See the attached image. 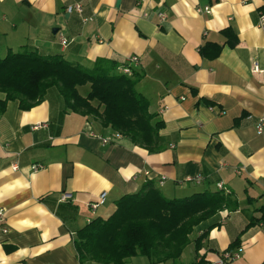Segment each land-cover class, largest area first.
Listing matches in <instances>:
<instances>
[{"label":"crops","instance_id":"0c3cea01","mask_svg":"<svg viewBox=\"0 0 264 264\" xmlns=\"http://www.w3.org/2000/svg\"><path fill=\"white\" fill-rule=\"evenodd\" d=\"M76 3L81 12H67ZM206 5L210 13L197 11ZM261 13L264 0H0V53L27 44L84 68L98 59L116 72L128 64L154 121L163 122L165 145L149 153L124 136L102 143L112 131L66 110L54 86L28 110L7 101L0 113V264H79L76 231L147 182L166 197L216 191L220 182L239 206L194 226L174 263L136 255L124 264H264ZM228 29L233 46L224 44ZM207 42L223 45L216 58L200 55ZM101 192L105 200L92 210ZM63 193L70 197L61 200Z\"/></svg>","mask_w":264,"mask_h":264},{"label":"trees","instance_id":"16d2710c","mask_svg":"<svg viewBox=\"0 0 264 264\" xmlns=\"http://www.w3.org/2000/svg\"><path fill=\"white\" fill-rule=\"evenodd\" d=\"M225 42L236 43L231 30H224ZM222 44L207 42L199 53L216 58ZM130 71L131 67L127 64ZM123 66V67H124ZM113 62L98 59L91 68L73 64L60 54H42L24 44L0 56V113L9 100H17L21 110L40 103L54 86L63 98L64 108L94 120L102 128L127 137L132 144L155 153L164 148L148 100L134 85L137 72H116ZM88 84L85 95L78 87ZM238 200L229 190L196 192L183 197H166L153 182L120 196L106 216H96L78 229L74 249L79 264H124L136 255L153 263L175 262L190 243L193 227L221 210L234 211ZM261 219H264V206ZM250 221L248 224H251ZM201 236L194 240L197 249Z\"/></svg>","mask_w":264,"mask_h":264},{"label":"built area","instance_id":"2783aa9c","mask_svg":"<svg viewBox=\"0 0 264 264\" xmlns=\"http://www.w3.org/2000/svg\"><path fill=\"white\" fill-rule=\"evenodd\" d=\"M66 10H67V12H71L72 10H74L76 12H81L82 6H81L80 3H76V4H73V5L67 6ZM197 11L198 12L204 11L206 13H210L211 12V8H210L209 5H206L202 9L198 8ZM160 16H161V14H160ZM258 27L260 29L264 30V13H261L259 15ZM59 42H60L61 46H66L67 43H68V40H67V38L64 35L60 34L59 35ZM136 61H137V57L136 56H129V58H128V62L129 63H135ZM122 70H123V73H126V74H130L131 73L130 69L127 66L122 67ZM254 71H258V72L260 71L261 72L262 70H259L257 67H255ZM37 127L38 126H34V128H37ZM256 132L258 134H261L262 132H264V119L261 118V119L258 120V123L256 125ZM120 136L121 135L118 134V133H112L111 136H108L106 138H102L101 142L104 143V144L105 143H109V142L113 141L114 139L120 138ZM38 167H40V166L36 165V164H33L31 168H32L33 171H35V170L38 169ZM216 186L219 189H225L224 187H222V184L220 182L217 183ZM225 191H227V189H225ZM105 196H106V192H101L99 194L97 200L91 206L92 210H96L97 207L104 202ZM69 197H70V193H63L61 195L60 199L61 200H66ZM2 219H3V214L0 211V222L2 221ZM235 256H237V254L229 255V256H226V259H229V258H232V257H235Z\"/></svg>","mask_w":264,"mask_h":264},{"label":"water","instance_id":"95a60500","mask_svg":"<svg viewBox=\"0 0 264 264\" xmlns=\"http://www.w3.org/2000/svg\"><path fill=\"white\" fill-rule=\"evenodd\" d=\"M57 32V28H53L52 33L55 34Z\"/></svg>","mask_w":264,"mask_h":264},{"label":"rangeland","instance_id":"374dc122","mask_svg":"<svg viewBox=\"0 0 264 264\" xmlns=\"http://www.w3.org/2000/svg\"><path fill=\"white\" fill-rule=\"evenodd\" d=\"M2 55H4L2 52L0 53V56H2ZM85 86H87V85H85ZM85 89H87V87H85ZM84 91V90H83Z\"/></svg>","mask_w":264,"mask_h":264},{"label":"bare ground","instance_id":"6f19581e","mask_svg":"<svg viewBox=\"0 0 264 264\" xmlns=\"http://www.w3.org/2000/svg\"><path fill=\"white\" fill-rule=\"evenodd\" d=\"M217 187V186H216Z\"/></svg>","mask_w":264,"mask_h":264}]
</instances>
